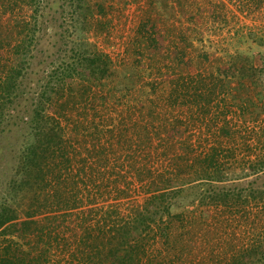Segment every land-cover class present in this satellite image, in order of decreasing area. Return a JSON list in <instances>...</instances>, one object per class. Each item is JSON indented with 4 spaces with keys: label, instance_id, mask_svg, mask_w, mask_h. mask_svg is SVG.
I'll use <instances>...</instances> for the list:
<instances>
[{
    "label": "rangeland",
    "instance_id": "obj_1",
    "mask_svg": "<svg viewBox=\"0 0 264 264\" xmlns=\"http://www.w3.org/2000/svg\"><path fill=\"white\" fill-rule=\"evenodd\" d=\"M82 49L97 51L108 61L105 74L55 80L66 63L83 60ZM250 55L254 72L242 75L241 65L249 63ZM20 62L27 98L43 97L46 112L63 127V147L71 161L63 159L59 167L61 196L46 181L20 188L27 116L19 123L22 129L10 125L11 130L0 132V210L7 207L15 215L0 225V248L6 250H0V264L2 255L19 259L27 254V264H69L64 253L84 234L79 219L87 215L93 224L90 209L102 211L114 203L126 213L163 190L170 194L161 195L156 204L143 264L147 257L150 264H179L183 255L208 256L209 243L218 254V242L217 249L226 248L224 239L232 240L229 255L257 235L259 226L252 220L261 211L259 204L251 200L248 215L239 217L231 204L210 196V182L189 181L188 169L177 177V162L180 154L198 153L199 141L209 139L210 145L222 138L223 155L233 147L234 156L217 161L226 160L219 167L228 168L225 178L212 184L235 190L264 186V168L250 173L248 166L264 157V3L0 0V87ZM212 89L207 101L206 92ZM222 125L227 126L224 134ZM232 171L244 176L233 177ZM168 178L171 184L165 186ZM62 197L77 206L63 209L58 204L64 205ZM48 213L60 216L50 225L45 245L38 234L21 232L20 221L27 216ZM184 225L190 232L181 252L174 236ZM42 246L47 247L44 252ZM35 255L42 259L36 262Z\"/></svg>",
    "mask_w": 264,
    "mask_h": 264
},
{
    "label": "trees",
    "instance_id": "obj_2",
    "mask_svg": "<svg viewBox=\"0 0 264 264\" xmlns=\"http://www.w3.org/2000/svg\"><path fill=\"white\" fill-rule=\"evenodd\" d=\"M253 3L260 5V3H264V0H253ZM83 52L85 53L83 60L80 62L74 59L73 62L66 63L65 66L57 72L55 80L63 82L65 80H73L74 77H83L90 80V73L95 78L103 76L108 61L102 59V55L97 51L90 53L83 50ZM246 62L249 63L247 65H241L242 75L254 72L251 55L247 58ZM19 64L20 67L17 66L15 67L16 69H13L14 71L11 69L10 72L7 73L0 87V132H3L6 127L11 130L12 127L10 125H15L19 127V129H22L23 126H19V123L24 120L22 116H27L29 122L27 121L26 123L29 130V137L24 143L18 166L20 188L25 184L38 186L40 181H46L47 184L49 183L51 190H53L52 193L56 197H59L63 192L60 189L59 167L63 159L65 161L70 160L69 157L65 155L63 147V127H61L55 117L46 112L45 101L41 95L37 99L33 98L32 101L30 98H27L29 89L26 90L23 87L25 83L23 77L26 76V74L23 73L25 66L21 62ZM95 72L98 73L96 76L94 75ZM127 72V69L123 71L124 75ZM213 91L212 89L206 92V94L210 96L207 101L211 99L213 94L211 92ZM198 92L199 91L194 92V95H199ZM200 95L203 94L200 93ZM205 98H207V96ZM200 106L201 103H199V107ZM12 109L15 110L13 113ZM16 117L19 119V122L15 121ZM226 128L227 126L222 125L219 131L224 134ZM208 140L204 141V143L198 142L201 150L193 157L187 154H180V157H177L178 161L180 160V164L177 162V170L179 171L177 177L180 176V172L188 169V173H192L189 181L210 182L214 187L213 193L210 196L221 203L231 204L234 208L232 212H238L239 217H246L248 215L247 206L251 204V200L253 201L252 203L259 204L261 211H258L259 214L256 215V219L252 220V224L258 225L259 230H257V235L252 238L250 242L240 245L237 244V248L233 249L229 255H227V253L231 249L232 240L229 241L228 239H224L226 248L217 249L221 244V242H218L216 248L218 254L213 253L215 249L212 243L211 245L209 243L208 248L204 251L210 253L208 256H205L204 252L200 258L197 257L198 259L188 258L183 255L179 264L183 262V264H264V186L250 185L247 189L239 188L235 190L228 189L225 185H219V183L212 184L223 180L226 174L227 166L222 165L219 167V164L223 161V163H226V160L221 162L217 161L223 156H234V149L233 147L226 149V153L223 155L225 149L222 138L210 143V145H208L210 142ZM182 148L189 149L185 144ZM182 161H184V163ZM248 166L250 168V173L258 172L264 168V157L258 158L256 161H251ZM135 171L137 173V170ZM230 174H232L233 177L244 176L243 173H235L234 171H232V173L230 172ZM160 178L164 179L162 174L158 175L157 180ZM151 183H153V181ZM150 184L148 183L146 185L147 190L150 189ZM170 184L171 181L168 178L165 186ZM124 192L125 190L123 189L120 194ZM155 192L150 196H146L142 204L131 205L126 213L120 212L117 209V205L114 203L108 204L102 211L98 210V208L97 210L90 209L88 215L94 218L93 224H89L90 218L88 220L87 215L79 219V224L84 225L82 228L84 234L81 233L74 239L76 244L74 249H69V252L64 253V255H68V257L65 258V262L69 264H143V260L149 253L147 240L150 239L152 235L150 230H153L150 220H154L152 216H155L158 212L159 205L156 204H160L159 199L161 195L170 194V191L167 190H163L160 193ZM37 196V194L33 195L36 202L40 203ZM94 200L93 198L90 201ZM60 202L64 203V205L58 203L59 206H63V209H72L77 206L76 203H71V201L65 197L60 198ZM44 215H46V217L42 218L32 217V214L27 216L20 221V230L22 233L30 234L32 232L38 234V240L41 239L42 243L45 245V242H49L48 240L51 239L52 231L49 230V227H51L50 225L54 227L53 224L60 215H53L52 213ZM14 217L15 215L10 208L2 207L0 210V225L5 224ZM189 222L190 221H188V223ZM194 222L197 223L198 221L194 220ZM189 232L190 228L188 229L186 225H184L181 232L174 236V244L180 245L179 249L181 252L186 251L187 244L184 242V238L189 236ZM42 243H40V245ZM45 248L47 247H43L41 252H44L46 250ZM189 250L191 253V248ZM1 251L6 254V250L2 249ZM213 254H215L214 257L209 258L210 256L212 257ZM28 256L29 254L16 259L8 257L7 255H2L1 261L2 264H27L25 261ZM39 259H42L41 255H35V257H33V260L36 262H38ZM146 261L145 264H150L152 259L147 257Z\"/></svg>",
    "mask_w": 264,
    "mask_h": 264
}]
</instances>
